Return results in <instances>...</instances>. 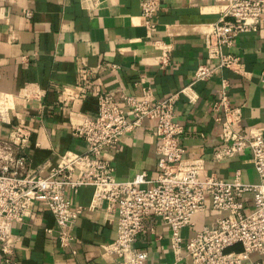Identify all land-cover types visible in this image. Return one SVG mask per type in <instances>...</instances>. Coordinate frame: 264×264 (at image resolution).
<instances>
[{
    "label": "crops",
    "instance_id": "obj_1",
    "mask_svg": "<svg viewBox=\"0 0 264 264\" xmlns=\"http://www.w3.org/2000/svg\"><path fill=\"white\" fill-rule=\"evenodd\" d=\"M141 0H0V110L9 126L0 123V138L10 127L31 132L27 148L32 164L60 167L63 156L82 155L86 144L72 135L82 116H93L95 91L141 98L150 88L153 100L186 89L175 103L176 120L184 128L179 138L187 159L204 162L202 176L217 174L232 180L239 170L241 180L258 182L250 153L214 162L213 153L221 143L212 104L219 96L220 79L229 82L231 107L241 109L235 126L243 134L264 137V86L258 75L264 70V15L256 33L238 37L230 52L238 55L247 72L244 77L222 70L205 82L191 84L197 66L215 65L208 60L204 38L222 11L220 4L196 0H160L148 32L140 16ZM26 11L29 15H26ZM169 51L168 65L161 67V46ZM116 65L115 69L112 66ZM91 69L85 79L80 72ZM5 116V115H4ZM155 124L145 120L120 142L105 149L114 168V178L129 180L145 171L156 174ZM93 189L88 186L65 197L81 213L75 223V241L69 249L57 245L52 215L37 204L29 219L14 225L20 238L16 245L18 264H114L105 245L116 236V219L104 205L92 207ZM220 213L207 210L193 217V225L182 230L185 242L203 227L213 226ZM144 231L133 246L148 254L147 264H190L185 250L176 256L170 248L168 228L153 215L143 219ZM231 250L240 251L241 246ZM264 264V254H252L242 264Z\"/></svg>",
    "mask_w": 264,
    "mask_h": 264
},
{
    "label": "built area",
    "instance_id": "obj_2",
    "mask_svg": "<svg viewBox=\"0 0 264 264\" xmlns=\"http://www.w3.org/2000/svg\"><path fill=\"white\" fill-rule=\"evenodd\" d=\"M196 1L214 2L223 9L204 38L206 57L216 64L198 65L191 84L208 81L222 70L244 77L247 72L242 60L230 49L241 35L258 31L264 0ZM159 9L160 0L140 2V16L148 32L156 29L154 18ZM150 42L161 44L156 38ZM162 45L159 64L165 67L169 51ZM81 75L90 79L93 71L84 68ZM258 82L264 86V70L258 75ZM188 88L159 100L152 99L150 88L143 90L141 98L123 95L117 99L111 93L95 91L96 113L82 116L72 131L86 144V152L63 156L60 167L34 166L27 153L31 132L20 126L10 127L7 135L0 138V264H18L16 245L20 238L14 233V225L29 219L37 204L53 217L54 229L47 232L54 231L59 248L71 250L75 241L73 229L81 210L65 197V190L70 188L76 194L84 186L93 189L92 207L104 205L106 213L116 219V236L103 247L115 257L114 264H147V252L135 249L133 243L144 231L143 219L149 215L162 220L169 231L172 252L179 256L183 246L190 264H242L252 254L263 255L264 137L235 130L241 109L231 107L229 82L220 79L219 96L212 111L220 128L221 143L213 153V161H226L249 151L258 182H243L239 170L230 181L215 173L201 177L203 160L187 159L179 142L184 128L176 120L175 103ZM6 117L5 111L0 110V123L9 126ZM145 120L154 122L153 135L158 140L154 151L155 177L149 178L141 171L129 180H116L104 151L116 146ZM207 210L221 215L213 226L203 227L184 242L182 230L193 225L196 214ZM237 245L241 246L240 251L231 250Z\"/></svg>",
    "mask_w": 264,
    "mask_h": 264
}]
</instances>
